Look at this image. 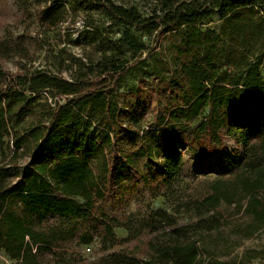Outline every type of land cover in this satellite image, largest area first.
I'll use <instances>...</instances> for the list:
<instances>
[{
	"label": "trees",
	"instance_id": "trees-1",
	"mask_svg": "<svg viewBox=\"0 0 264 264\" xmlns=\"http://www.w3.org/2000/svg\"><path fill=\"white\" fill-rule=\"evenodd\" d=\"M155 4L21 0L41 30L0 38V252L16 264H235L218 258L264 233V0ZM79 16L94 51L35 67L29 43L55 30L72 43ZM185 175L205 193L119 219ZM94 244L112 252L87 262Z\"/></svg>",
	"mask_w": 264,
	"mask_h": 264
},
{
	"label": "rangeland",
	"instance_id": "rangeland-1",
	"mask_svg": "<svg viewBox=\"0 0 264 264\" xmlns=\"http://www.w3.org/2000/svg\"><path fill=\"white\" fill-rule=\"evenodd\" d=\"M21 0H0V38H10L17 40L21 37L23 33H28L30 36L34 37L35 33L40 31V24L32 18H27L29 16H35L36 12L32 9L29 14H25L21 5ZM39 1V0H38ZM41 2H46L49 0H40ZM118 5L133 6L136 7L140 13L147 16L151 13L152 9L155 7V0H113ZM36 8V7H35ZM97 20L103 24V29H107L110 33L112 39L117 40L121 37L123 28L113 27L108 28V22L96 16ZM90 32V28L83 27V17L79 16L75 20V32L72 35V43L68 42L65 38V33L59 30H55L49 33L43 32L41 37L47 42L42 49H37V44L34 42L29 43L32 49V55L35 57V67H48L53 69L54 65L58 64V59L61 57L66 61H69L71 56L82 57L84 55L85 49L89 52L94 51L93 47L86 43L87 35ZM132 33L142 37L144 41L146 38L142 36L141 32H136L132 29ZM1 66L9 72H16L20 69V62L17 58L2 61ZM264 72V71H263ZM64 75H67L64 72ZM137 86L136 81H130L125 90H131ZM226 149L231 153L235 150L234 144L227 140L225 142ZM213 160L216 163L217 155H213ZM204 179L195 176L185 175L180 178L171 188L164 192L163 197L150 200L149 195L145 197L143 202L136 204L135 201H126L123 205V209L117 214L119 219L123 215H130L132 213H137L139 210H144L145 203H150L153 208H163L171 212L174 200L180 196H200L205 193V182ZM149 201V202H148ZM230 214V209H228ZM191 220L190 215H180L179 222L185 224L187 221ZM116 236L118 240H122L127 237V233L124 229H116ZM228 232L222 231L220 238L221 242H226L228 239ZM236 239V238H234ZM237 240V239H236ZM239 241V240H238ZM239 243V242H237ZM90 252L83 250L84 258L87 262L97 261L99 258L106 256L112 251L104 252L101 250L100 246L97 244L90 246ZM117 249V248H116ZM247 250L264 251V233H258L253 238L248 240L240 241L231 255H220V261L233 260L235 264H240L244 260ZM247 263V262H246ZM0 264H16L14 261L10 260L4 253L0 252ZM251 264H264V258L254 259Z\"/></svg>",
	"mask_w": 264,
	"mask_h": 264
},
{
	"label": "built area",
	"instance_id": "built-area-1",
	"mask_svg": "<svg viewBox=\"0 0 264 264\" xmlns=\"http://www.w3.org/2000/svg\"><path fill=\"white\" fill-rule=\"evenodd\" d=\"M90 250H91L90 247H86V248H85V251H87V252H90Z\"/></svg>",
	"mask_w": 264,
	"mask_h": 264
}]
</instances>
